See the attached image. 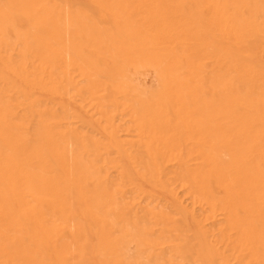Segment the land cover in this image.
<instances>
[{"label": "bare ground", "instance_id": "bare-ground-1", "mask_svg": "<svg viewBox=\"0 0 264 264\" xmlns=\"http://www.w3.org/2000/svg\"><path fill=\"white\" fill-rule=\"evenodd\" d=\"M0 264H264V0H0Z\"/></svg>", "mask_w": 264, "mask_h": 264}, {"label": "rangeland", "instance_id": "rangeland-1", "mask_svg": "<svg viewBox=\"0 0 264 264\" xmlns=\"http://www.w3.org/2000/svg\"><path fill=\"white\" fill-rule=\"evenodd\" d=\"M146 84H147V86H149V89H150L151 91L156 90L157 87H158V81H157L156 77L153 76V75L150 76V77L146 80Z\"/></svg>", "mask_w": 264, "mask_h": 264}]
</instances>
